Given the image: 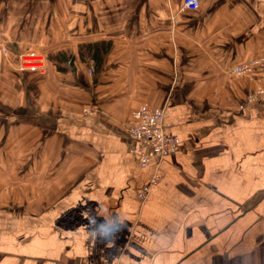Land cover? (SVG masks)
<instances>
[{
  "label": "crops",
  "instance_id": "obj_1",
  "mask_svg": "<svg viewBox=\"0 0 264 264\" xmlns=\"http://www.w3.org/2000/svg\"><path fill=\"white\" fill-rule=\"evenodd\" d=\"M183 1L0 0V45L111 42L97 78L76 59L45 78L62 82L45 111L33 98L28 167L0 188V264H264V101L240 107L253 85L230 74L264 56V0ZM144 104L180 147L142 201L155 167L127 127Z\"/></svg>",
  "mask_w": 264,
  "mask_h": 264
},
{
  "label": "rangeland",
  "instance_id": "obj_2",
  "mask_svg": "<svg viewBox=\"0 0 264 264\" xmlns=\"http://www.w3.org/2000/svg\"><path fill=\"white\" fill-rule=\"evenodd\" d=\"M60 45L61 43L59 44V42L56 41H51L47 46L43 45L38 41L34 45H24V46L22 45V47L21 45L12 46L10 43H3L2 45H0V61L4 62L3 65H5V74H6L5 82L1 81L0 79V105H1V111H3V113L5 112V117H3V119H6L4 121V124L0 121V128H6V133H5L6 136H3L2 139L0 138V145H3L4 143H7V145H9V142H12V140H14L15 145L12 146L13 148L12 147L9 148L6 146L3 151L5 153V156H10L11 154L12 157H16L18 159L21 158L19 160L12 161V164H9L8 169L5 166L7 173L6 175L10 176V178L12 179L7 180V184L9 185L6 188L5 187L2 188L1 185L3 184V182H1L0 180L1 189L7 190L13 187L12 186L14 180L13 175L15 174L13 173L14 170L18 169V171L22 170V172H25L26 168L28 167V165L25 164L27 167L24 169L23 168L24 163H22V161L24 158L27 161L28 157L30 156L29 147H27L28 144L26 143H29V136L31 134L29 133L30 119L28 118H30L31 115L30 113H32L34 110V108L32 107L33 98H36V95L38 96L37 99L39 101L38 104L39 111L41 110L45 111L44 109H46V102L43 96V94H45L44 92L48 90L50 93L59 92L58 95L60 96L62 94L61 91H59L58 89L62 83L60 82L59 79H56V82L54 84L50 82V80L48 82H46L45 80L46 77L48 78L52 76L56 70L53 64L49 62L47 55L51 52H57L58 51L57 47ZM29 53L39 54L46 58L45 61L46 65L42 70L32 71V70H20L18 68V60L20 59V57ZM261 58H258L257 60H260ZM244 78H246L249 82H251L248 75L245 76ZM251 83L253 85V90L247 96H245L244 102L247 100L248 96L254 93V90L256 89V85L253 82ZM39 118L45 121V117L43 118L39 117ZM6 122H7L6 126H2L5 125ZM41 123L44 124V122ZM15 128H20V130H22V133L13 131ZM32 131L35 132L34 129H32ZM170 135H174V134H170ZM45 139H46V128H39L37 141L40 144V142H44ZM23 144H25L26 146H23ZM154 167L156 171L159 166L158 167L154 166ZM148 196L145 199H142L140 197L139 198L142 201H145L148 198ZM6 198L10 200L13 199L14 201V197L6 196Z\"/></svg>",
  "mask_w": 264,
  "mask_h": 264
},
{
  "label": "built area",
  "instance_id": "obj_3",
  "mask_svg": "<svg viewBox=\"0 0 264 264\" xmlns=\"http://www.w3.org/2000/svg\"><path fill=\"white\" fill-rule=\"evenodd\" d=\"M199 3V0H184L182 7L196 10ZM45 61L44 56L29 53L20 57L18 68L20 70H42L46 65ZM230 74L237 77L248 75L250 81L256 85L254 93L248 96L240 107L264 101V56L260 60L247 61L235 66L230 69ZM163 113L162 109H154L144 104L132 114V120L127 127L128 134L134 142L131 152L138 158L142 167L150 165L158 167L169 153L179 148V138L165 131V114ZM159 178L160 175L156 170L144 186L140 198L145 199L148 196Z\"/></svg>",
  "mask_w": 264,
  "mask_h": 264
},
{
  "label": "trees",
  "instance_id": "obj_4",
  "mask_svg": "<svg viewBox=\"0 0 264 264\" xmlns=\"http://www.w3.org/2000/svg\"><path fill=\"white\" fill-rule=\"evenodd\" d=\"M110 44L111 42L108 40L83 42L77 45L74 53L63 49L49 53L47 58L61 73L75 69L74 62L76 59L82 63H92L91 72L94 78H97L103 70L104 59L108 54Z\"/></svg>",
  "mask_w": 264,
  "mask_h": 264
}]
</instances>
